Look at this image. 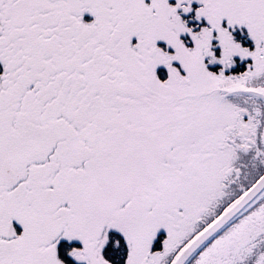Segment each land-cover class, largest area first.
Returning <instances> with one entry per match:
<instances>
[{
    "label": "snow or ice",
    "instance_id": "6c2138e0",
    "mask_svg": "<svg viewBox=\"0 0 264 264\" xmlns=\"http://www.w3.org/2000/svg\"><path fill=\"white\" fill-rule=\"evenodd\" d=\"M0 264H264V0H0Z\"/></svg>",
    "mask_w": 264,
    "mask_h": 264
}]
</instances>
